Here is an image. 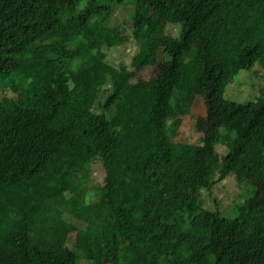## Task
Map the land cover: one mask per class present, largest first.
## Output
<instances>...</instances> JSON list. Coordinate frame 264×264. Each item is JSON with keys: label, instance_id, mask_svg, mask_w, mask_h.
Here are the masks:
<instances>
[{"label": "trees", "instance_id": "1", "mask_svg": "<svg viewBox=\"0 0 264 264\" xmlns=\"http://www.w3.org/2000/svg\"><path fill=\"white\" fill-rule=\"evenodd\" d=\"M124 2L0 0V264H264V95L225 96L264 68V0ZM231 174L233 217L205 198Z\"/></svg>", "mask_w": 264, "mask_h": 264}, {"label": "rangeland", "instance_id": "2", "mask_svg": "<svg viewBox=\"0 0 264 264\" xmlns=\"http://www.w3.org/2000/svg\"><path fill=\"white\" fill-rule=\"evenodd\" d=\"M130 0H126L123 4L117 5L116 16L114 20L129 23L131 14L133 13L132 7L129 4ZM113 20V21H114ZM127 25V24H126ZM134 42H129L126 46L113 48L108 52V59L111 64L118 65L121 62L128 63L134 54L136 46ZM255 88V89H254ZM11 93L9 90H3L0 92L3 96ZM264 95V68L256 65L252 70H242L238 73L232 82H229L225 89L226 98L236 100V101H246L255 98L256 96ZM16 95V94H15ZM181 125L184 129V137L189 140L196 138V135L191 128H187L186 122L188 117H180ZM181 126V127H182ZM222 147V148H221ZM220 147L218 145L219 152L223 156L227 150L223 145ZM92 179L90 181V188L95 189L103 181L104 169L102 167V162L100 160L94 161L91 165ZM254 193V186L244 180L241 176L236 174H231L222 183H220L215 189V191L210 194V196L203 195L212 201V198H218L219 204H222L220 209L222 213L226 216H235L238 212V207L242 205L247 198H249ZM203 194V193H202ZM216 206H213L215 208ZM61 213L50 212L49 219L53 223H59L62 219Z\"/></svg>", "mask_w": 264, "mask_h": 264}]
</instances>
